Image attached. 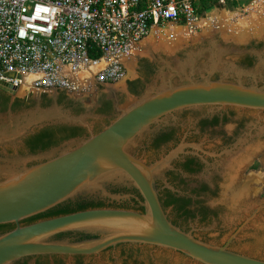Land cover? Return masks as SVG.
Masks as SVG:
<instances>
[{"label":"water","instance_id":"1","mask_svg":"<svg viewBox=\"0 0 264 264\" xmlns=\"http://www.w3.org/2000/svg\"><path fill=\"white\" fill-rule=\"evenodd\" d=\"M209 63L207 68L197 70L194 59H185L172 69L173 74L165 81H158L155 89L148 88L142 97L119 108L113 119L96 133L91 132L82 116L70 115L54 104L0 114V225L14 224L11 230L0 234V264H14L29 256L96 255L121 243L168 249L198 264H264L262 259L227 248L264 203L250 207L249 214L222 245L202 242L169 223L160 207L158 189L154 184V178L168 167L181 146L151 163L131 154L135 141L148 126L173 111L214 105L264 112V87L211 80L210 74L216 64ZM0 90L12 92L2 85ZM64 123L85 127L87 136L65 140L51 152L39 156L16 153L8 156L4 150L6 146L15 147L34 129ZM39 159L43 160L26 166V163ZM108 183L134 188L141 198L143 212L97 208L27 225L18 224L80 194L115 201L129 197L106 192L103 186ZM164 187L172 190L169 185ZM66 232L83 233L93 238L79 241L51 239Z\"/></svg>","mask_w":264,"mask_h":264},{"label":"rangeland","instance_id":"2","mask_svg":"<svg viewBox=\"0 0 264 264\" xmlns=\"http://www.w3.org/2000/svg\"><path fill=\"white\" fill-rule=\"evenodd\" d=\"M251 2L252 0H231L230 2L226 0L224 8H212L206 13V15H208L212 11L219 16V13L224 11L231 14L233 13L235 17H237L236 15L245 17L249 13L255 12L254 15L258 16L255 22L258 23L256 25L255 22L251 23L248 27L245 26L246 28L240 29L241 31L236 29L229 31L227 27H217L214 25V22H212L213 25L211 23L205 28L203 26H197L193 32H189L185 29V41L181 43L176 42V46L178 45L177 48L176 46L174 48H172L173 46H169L167 49L165 47H160L153 51H148V53L144 52V54L143 51L140 52L139 50L141 46L139 42L129 56L122 60L123 75L118 81L113 83L112 86L115 87V89L119 88L118 90L123 88V81L132 80L136 77L137 60H144L153 64V68L145 81V87L149 86L155 89V87L158 86V81H165L167 76L173 74L172 69L182 64L185 59H194L193 65L197 70H200L201 67H207L209 54H212L213 46H215L217 42H220L225 48L230 46L235 50L232 52L226 50L227 52L221 53L220 60L213 58V63L217 64L220 68L211 71V80L213 78L215 80L222 78L226 79V77L230 79L229 76H231L232 72H237L239 77H246L249 76V74L258 77L263 76L264 67L260 65L258 67L256 66V56H261L260 58L264 59V3H261L263 7L259 11H255L253 7L256 3L251 6ZM205 18L206 16L203 19ZM235 32H239L241 37L235 38V35L237 36ZM199 37L202 38L200 39ZM203 54L208 55L204 58ZM244 54L255 58L248 67L238 63L239 58ZM224 70L227 71L225 72ZM163 73L167 76L164 77ZM200 73L203 75L205 74L204 72ZM198 75H194V77L197 79ZM89 84L90 81L76 82V92ZM250 85L252 84L250 83ZM257 87H264V83ZM91 91L92 87L90 86L88 88V93ZM145 91L144 88V90L137 95V98L142 97ZM26 92L25 90H18L15 95L22 96L25 95L24 93ZM73 92L76 93L75 91ZM131 100L130 97L125 96L122 98V102L119 106L125 107L128 101ZM224 114L225 120L220 126L225 134L226 132L228 134L235 133L234 136L225 144L221 145L218 142L217 136L212 135L211 140L206 142L204 148L212 149L214 152L217 151V153H215V159H212L208 167L201 168L197 173L181 175L187 184L186 187L192 188L198 183H203L207 187V189L197 193L196 196H190L189 190L185 193L187 196H190L191 209L203 208L207 211L203 221H200L199 216H195L192 220H187L185 223L186 232L194 238L195 236L201 237L204 240L202 242L214 245H221L224 242L226 237L242 221L243 217L249 214L250 207L264 203V112L233 109L231 112L224 111ZM82 117L89 127L92 121L89 122L86 119L96 118L95 116L89 115H83ZM177 120L181 121L180 125L185 127L189 125L190 119L188 115L184 119H178L176 116L166 117L154 122L153 129L157 130L159 127H165L170 122H177ZM238 123H240V127L234 130L233 127ZM153 129L148 128L135 141L131 149V154L134 157L141 160L152 156L151 153L145 154L141 144L143 141L146 142V134H149ZM216 130L218 131L219 129ZM206 137L208 136H199L197 146L203 145ZM63 143L64 142L61 141L48 150L37 153L36 156L47 154ZM182 144L181 139L172 147H169L170 145L165 148L161 147L155 152V160H157L177 146H181L179 152L169 162L168 167L160 171L154 178V184L158 190L161 188L167 189L164 187L166 184L172 189L167 190L180 193L177 188H174L167 182L165 173L173 170L171 162L177 158V155L183 153L185 145L183 146ZM16 147L17 146H6L4 150L8 156H12L16 153ZM8 151L10 153H8ZM231 151L234 152L231 161L224 162V152ZM25 155L26 154L23 153L20 156ZM42 160L43 159L33 160L26 163V166L33 165ZM103 188L106 192L110 193V190L118 188V185L108 183L104 185ZM239 189L240 191L242 189L241 197L238 200L239 202H235V205L229 200L230 190L231 192L234 190V192H236V190ZM243 190L245 192H243ZM79 196L97 198L108 202H119L128 199L122 197L123 199L121 198L115 201L98 195L80 194ZM228 247L235 252L264 260V206L259 208L254 217L247 223V226L236 234L234 239L228 244ZM122 260L125 264H196L174 251H168L159 247H157V249H151L148 247L136 246L116 248L105 251L99 255L82 257L78 261L70 257L50 258L40 256L26 259L25 264H121Z\"/></svg>","mask_w":264,"mask_h":264},{"label":"built area","instance_id":"3","mask_svg":"<svg viewBox=\"0 0 264 264\" xmlns=\"http://www.w3.org/2000/svg\"><path fill=\"white\" fill-rule=\"evenodd\" d=\"M230 2L231 0H227ZM256 3L252 0L251 6ZM226 0H0V85L46 92L109 85L152 29L194 31Z\"/></svg>","mask_w":264,"mask_h":264},{"label":"flooded vegetation","instance_id":"4","mask_svg":"<svg viewBox=\"0 0 264 264\" xmlns=\"http://www.w3.org/2000/svg\"><path fill=\"white\" fill-rule=\"evenodd\" d=\"M199 38L201 39L202 37H199ZM226 50L228 52H232L235 49L230 46L228 48H225V46H222L220 42H217V44L213 46L212 54H209L208 65L210 64L209 63L210 61L213 62V58L220 60L221 53L225 52ZM207 55L208 54H203V57L206 58ZM260 57L261 56H256V61H257L256 66L258 67L260 65L264 67V59ZM253 59L255 58H253L250 55L244 54L239 58L238 63L242 66L248 67L251 65V62ZM152 68H153V64L151 62L144 61V60H137L136 71H135L136 77L132 80L123 81V88H121L120 90H118L119 88L115 89V87H113L112 84L101 85V84L95 83L93 80H91L90 84L87 85L85 88H81L77 92L75 91L76 93H74L72 90L57 88V89H52L46 92L28 91L24 93L25 95L17 96L15 95L17 92L8 93V92L0 90V114H4L7 112L17 113V112L32 108L34 106L44 108V107H48L54 104L60 109L64 110L66 113L73 115V116H81V115L82 116L83 115L95 116L96 117L95 119H92V118L86 119L89 122L92 121V123L90 124V127L89 126L88 127L93 133V130L101 127L103 123L105 122L108 123L109 121L113 119V117L117 113V110L119 108H122L119 105L122 102L123 97L128 96L132 100L137 99V95H139L142 92V90H144V88L145 90H147L148 88H151L149 86L145 87V81L147 79V76L150 74ZM215 68H216L215 70H218L220 67L217 66L216 64ZM224 71L226 72L227 70H224ZM163 74H164L163 75L164 77L167 76L165 73ZM262 74L263 76H259V77L253 76V74H249V76H246V77H243V76L239 77L237 72H232L231 76H229L230 79L226 77V79L222 78L221 80L228 81V82L238 81L242 85H245V86L250 85V83L252 85L258 86L264 83V71ZM212 80H215V79L213 78ZM90 86L92 87V91L88 93V88ZM132 100L128 101L125 107L128 106L129 103L132 102ZM233 109L240 110V108H236V107L214 106V105L189 107V108H184V109L170 112L158 118V120H162L166 117L176 116L178 119H184L188 115L190 119L189 125H186L185 127L183 125L181 126L180 125L181 121H178V120L177 122H170L165 127H159L157 130L153 129V126H154L153 123L148 126L149 129H153V130L149 134H146L145 136L146 142L143 141L141 144V147H143V151L145 152V154L151 153L152 156L147 157L146 159H141L143 162L150 163L151 161L155 160L156 158L155 152H157L161 147L165 148L168 145H170L169 147H172L173 145L178 143L181 139L183 143L182 145L183 146L185 145V147L183 148V153L177 155V158L171 162V166L173 170L167 171L165 173V176L167 177V182L170 185H172L174 188H177L180 193H174L167 189L165 190L175 195H183L182 194L183 189L186 190L185 192L189 190L188 192L190 194L192 191L201 192L207 189V187L203 183L195 184L192 188L186 187L187 184L185 183V180L181 175L182 174L190 175L193 173H197L201 168L208 167L212 159H215L214 157H216L215 153H217V151L214 152L212 151V149L204 148V145L206 144V142L211 140L212 135L217 136L218 142L221 145L225 144L227 141H229L234 136L235 133L228 134L226 132L225 134L222 127L220 126L225 120L224 111L231 112ZM243 110H249V109H243ZM249 111H256V110H249ZM256 112H263V111H256ZM240 123H238L237 125L233 127L234 130H237L240 127L239 126ZM51 126L76 128L80 130L81 132L80 135L74 136L68 139L81 138L87 134L85 127L80 126V125L64 123V124H55ZM45 127H49V126H45ZM42 128H39V129H42ZM39 129H34L33 132ZM216 129H219V130L217 131ZM161 134H165L166 140L162 141L155 147V138ZM205 135H207L208 137L204 139L203 145L197 146V140L199 136H205ZM22 140L23 139H21L20 142L16 145L17 146L16 153L22 144ZM192 147H195V148H192ZM24 154H28V153L24 152ZM224 155H225L224 162H230L231 158L234 156V152L232 151L224 152ZM184 162L185 163L187 162V167H188L187 171H183L180 167V164ZM208 169L211 170L210 168ZM171 176H176L177 178L176 181L173 183L170 182ZM178 180H182L183 185H177ZM163 189L164 188L159 189L158 192ZM185 196L187 197V195ZM168 211L169 210H163V212L165 213V216H167ZM187 220H192V219L184 220L183 222L184 225L182 227V230L185 232L187 230L185 228L186 227L185 223ZM9 224H11L12 227H14L13 223H9ZM18 224L20 225L19 222ZM195 238L201 241H204L201 237L195 236ZM126 246H129V247L136 246V247H144V248L148 247L151 249H157V247L152 246V245L121 243L119 245H115L114 247L105 249L96 255H99L105 251H110L116 248H121V247H126ZM227 248L230 249L228 245H227ZM165 250H168V249H165ZM168 251H171V250H168ZM57 256L72 258V256H65V255H57ZM73 256H80L82 258V257H90L93 255H88V256L73 255ZM35 257L37 256L24 257V258L17 260L14 264H22V262H24L25 264L26 259L35 258ZM45 257L52 258L51 255L45 256ZM121 264H125L123 260L121 261Z\"/></svg>","mask_w":264,"mask_h":264},{"label":"trees","instance_id":"5","mask_svg":"<svg viewBox=\"0 0 264 264\" xmlns=\"http://www.w3.org/2000/svg\"><path fill=\"white\" fill-rule=\"evenodd\" d=\"M107 123H103L102 126ZM96 128L93 130V133H96L101 128ZM80 130L76 128H66L60 126H49L39 129L37 131L32 132L31 134L26 135L22 139V144L18 149V155L27 152L28 154H36L39 152L46 151L47 149L57 145L59 142L66 140L68 138H72L74 136L80 135ZM84 135V137H86ZM165 134L158 135L155 138V147L165 141ZM8 153H10L8 151ZM180 167L183 171H187V162L180 164ZM176 176H171L170 182L173 183L176 181ZM177 185H183L182 180L177 181ZM186 190L183 189V195H175L170 193L169 191L163 189L157 193L158 201L160 203V207L162 210H169L166 216V219L169 223L178 229L182 230L183 222L185 219H193V217L199 216L200 221H203L207 211L203 208L191 209V201L190 196L195 195L199 192L192 191L190 196H185ZM112 194H125L128 195L127 200H122L119 202H108L106 200H101L92 197H82V196H74L72 198L66 199L51 208L35 214L33 216L27 217L21 221H19L20 225H27L39 220L65 215L77 211L87 210V209H97V208H113V209H124V210H132L139 213L143 212L142 207L140 206L141 198L138 192L132 187H118L110 190ZM195 206V205H194ZM13 227L11 224H2L0 225V234L11 230ZM183 231V230H182ZM64 238H73L76 241L85 240L93 238L92 236L83 234V233H60L51 237L54 240H61ZM119 245V244H117ZM114 247V246H113ZM110 248V247H109ZM108 249V248H107ZM43 256V255H42ZM48 256L44 255L43 257ZM121 256V255H120ZM40 257V256H37ZM52 258H58L57 255H51ZM129 257V256H128ZM80 256H72V259L78 261ZM15 263V262H14ZM24 264V262H22Z\"/></svg>","mask_w":264,"mask_h":264},{"label":"bare ground","instance_id":"6","mask_svg":"<svg viewBox=\"0 0 264 264\" xmlns=\"http://www.w3.org/2000/svg\"><path fill=\"white\" fill-rule=\"evenodd\" d=\"M256 1H257L256 5L253 8L255 11H259L263 7L261 3H264V0H256ZM254 14L255 12L254 13L251 12L245 17L243 16L240 17L239 15H236L237 17H235L233 13L231 14L228 12L221 11L219 13V16H217L215 12L211 11L210 14L206 15L205 19H201L197 22V26L198 27L203 26L205 28L206 26H209V24L214 22V25H216L217 27H221V28L227 27L229 31H233V29L241 31L240 29H243L245 26L248 27V25H251V23H254L256 21V18H258V16ZM257 23L258 22H255V25ZM236 34L237 36L234 34L235 38L241 37V34H239V32H237ZM185 36H186V32L183 27H177L174 25H170L162 29L155 28V29H152L151 32L143 40L140 41L141 44L139 43V45L141 46L139 50L140 52L143 51V54H144V52L148 53V51H153L154 49H157L160 47L162 48L165 47L167 49L169 46H173L172 48H174L176 46V42L181 43L185 41ZM177 47L178 45L176 46V48ZM83 75L84 73H78L76 74V78H79V81H80L81 79L80 77ZM234 191L231 192L230 190L229 200L235 204V202H237L241 197L242 189L241 191L240 189L236 190V192ZM243 192L245 191L243 190Z\"/></svg>","mask_w":264,"mask_h":264}]
</instances>
